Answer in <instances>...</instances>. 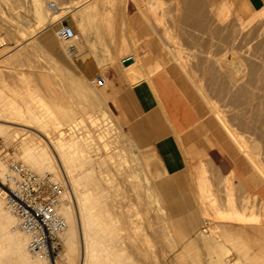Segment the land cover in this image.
<instances>
[{
  "label": "rangeland",
  "instance_id": "374dc122",
  "mask_svg": "<svg viewBox=\"0 0 264 264\" xmlns=\"http://www.w3.org/2000/svg\"><path fill=\"white\" fill-rule=\"evenodd\" d=\"M31 1L33 0H0V123L21 122L18 117H22L21 114L27 116L25 113L28 114L30 110L37 112V115L35 114L37 120H40L41 115L45 113L42 116L44 122L42 119L39 121L43 123L39 124V128L43 131L48 128V131L52 132L53 140L57 142L60 137L57 131L55 132V124L66 127L75 113L80 119L82 118V125L89 129L93 126L92 121L99 119L96 120L99 123H94L93 127H104L100 141L102 147L99 150V159L103 160L101 159V163L97 162L98 160L93 162L94 173L100 177L106 174L107 180L110 179V182H107L109 191L105 190V194L110 196L109 199L119 200L123 195L125 200L127 199V202L123 197L120 199L123 201L122 208L118 207V209L115 206L116 213L132 214L135 210L131 219L133 225H136L137 234L144 231L142 233L144 236L141 238L143 237L145 243L142 239L140 243L143 247L147 246L145 249L149 253L148 256H139L131 252L129 243L124 241V247L130 248L127 250L125 247L124 251L127 252L124 255L129 263L131 261V264H235V262L264 264V234L253 230V227L262 224L264 218V179L248 159L244 157L238 159L236 155L233 157L232 153L240 152V149L208 108L209 102L215 104L216 101L217 105L220 104L219 108L226 110L223 111L226 118L230 119L244 106L245 101L242 100L238 105L236 104L237 106L234 105L238 107L237 109L232 108L234 91L230 90V93L225 90L228 89L226 83L228 77L226 78L227 75L224 73L228 70L226 68L229 63L237 62L236 54H231L235 51L241 54L243 50L249 48V50L253 49V52L260 53L259 49L262 47L261 53L264 54V38L257 35L261 30L260 27H264V18H257L244 30L241 28L242 24H247L257 15L256 13L264 6V0H136L137 2L135 0H43V8L46 10H43L42 14L33 11V6H30ZM48 2H55L60 8L55 17L56 13L48 8ZM144 9L146 15L142 12ZM59 20L68 22L79 35L78 40L76 39L72 45L84 47L74 58L71 50L69 52L65 50L68 44L59 40L56 35ZM137 30L141 31V34L135 35ZM47 34L49 38L45 40L44 36ZM169 43L172 44L171 46L175 44L176 50L181 52L179 54L187 69L189 68L188 71L193 73V79L185 74L186 72L171 54L168 49ZM82 54L89 56V62L95 66L94 73H86L81 67L79 60ZM130 55L134 56L135 60L125 67L122 60ZM226 61L230 62L227 64ZM221 62L222 70H220ZM165 69L172 71L187 97L189 106L195 107L200 113L198 123L196 122L191 130L173 139L170 154L166 157L169 161L164 160L163 155L152 142L139 137L126 112L125 100L120 97L123 93L117 92L121 86H133L138 83L130 80L128 74L130 71L136 75L130 73L133 81H141L150 79L153 74ZM97 75L105 78L106 83L103 86L96 85ZM194 80L197 84H201L198 85L199 88L203 87L201 90H204L203 93L198 92L200 89L198 85L195 86ZM221 85H223V93L218 96L217 92ZM205 97H209L207 98L209 102ZM229 97L232 98L231 101ZM10 115L13 120H10ZM57 119L61 124L57 123ZM229 121L232 123L231 119ZM45 122L50 127H47ZM17 125L10 129L12 131L18 129ZM20 126L24 127L18 125ZM31 126L34 127L35 124ZM117 127L119 134L116 132ZM108 128L114 129V132L110 130L112 135H118L115 143L111 142L113 137L110 138L111 133ZM105 131L108 132V136ZM242 135L247 138L246 133L243 132ZM23 138H26L23 141L28 144L43 145L44 143L41 138L31 135H24ZM3 139L4 137L0 136V159L3 160L5 167L10 160L26 164L22 158L24 151L22 139L10 138L9 141ZM206 141L219 148L235 171L230 172L225 161L223 162L222 155L219 156L215 147L210 145L206 147ZM106 143L107 146H104ZM65 148L66 151L69 150L66 146ZM259 156L263 161L264 155L259 154ZM220 159L223 160L219 161ZM78 160L79 156L76 154L74 159L67 161L66 164L71 163L65 164V168L70 167L67 170L63 169L62 174L65 175L66 188L71 192L76 214L80 217L71 183V178L81 176ZM262 163L264 164V161ZM26 166L29 167L28 164ZM33 170L37 171V169ZM236 178L238 180H235ZM131 180L134 182L131 183ZM137 182L140 186L136 184ZM145 189L150 190L149 193ZM120 193L122 195L119 196ZM128 202L130 204H127ZM124 204L128 206L124 207ZM127 208L131 211L129 212ZM229 225L234 227V230ZM59 243L57 253L60 257L66 253V248L60 240Z\"/></svg>",
  "mask_w": 264,
  "mask_h": 264
},
{
  "label": "bare ground",
  "instance_id": "6f19581e",
  "mask_svg": "<svg viewBox=\"0 0 264 264\" xmlns=\"http://www.w3.org/2000/svg\"><path fill=\"white\" fill-rule=\"evenodd\" d=\"M43 0H33L31 1V7L34 8L33 11L38 14H42L43 10H46L43 8ZM96 1V0H95ZM94 1V2H95ZM190 1V0H189ZM30 2V1H29ZM135 2H137L135 0ZM98 3V2H97ZM96 3V4H97ZM188 3V2H186ZM138 4V3H137ZM141 4V3H139ZM142 5V4H141ZM145 6V5H144ZM139 7V5H138ZM141 8V7H140ZM143 8V7H142ZM141 8V9H142ZM58 8L55 11L54 17L57 15V12H59ZM97 9V8H96ZM140 9V10H141ZM225 9V8H224ZM89 10V9H88ZM222 10V9H221ZM61 11V10H60ZM146 10H142L144 14L146 15ZM45 12V11H44ZM48 12V11H47ZM141 12V11H140ZM150 14V13H149ZM253 18L247 24H242V29L244 30L248 25H250L252 22H254L257 18H264V6L260 8V10L256 13ZM228 15V14H227ZM41 16V15H40ZM74 16H76L74 14ZM47 17V15H46ZM147 18L149 16H146ZM145 17V18H146ZM45 18V17H44ZM48 18V17H47ZM53 18V14H52ZM109 18V17H108ZM219 18V17H218ZM78 19V17H77ZM119 19V18H118ZM153 19V18H152ZM222 19V18H221ZM226 19V18H225ZM242 19V18H241ZM43 20V19H42ZM120 20V19H119ZM261 20V19H260ZM151 21V19H150ZM184 21V20H183ZM44 22V20H43ZM152 22V21H151ZM186 22V21H185ZM263 22V21H262ZM38 23V22H37ZM155 23V22H154ZM43 24V23H42ZM209 25V24H208ZM264 25V23H263ZM111 26V25H110ZM114 27V26H113ZM158 27V26H157ZM238 27V26H237ZM263 27V26H262ZM261 28L259 34H257L259 37L264 38V27ZM156 28V27H155ZM259 28V26H258ZM109 29V28H108ZM122 29V28H121ZM218 30V29H217ZM247 30V29H246ZM259 30V29H257ZM110 31V30H109ZM192 31V29H191ZM220 31V30H219ZM158 32V31H157ZM161 32V31H159ZM169 32V31H168ZM186 32V31H185ZM223 32V31H222ZM236 32V31H235ZM244 32V31H243ZM249 32V31H248ZM254 32V31H253ZM163 33V32H161ZM160 33V36L162 35ZM171 33V32H170ZM213 33V32H212ZM240 34V32H238ZM257 33V31H256ZM253 34V33H252ZM251 34V35H252ZM165 35V34H163ZM255 35V32H254ZM252 35V36H254ZM122 36V35H121ZM194 36V35H193ZM239 36V35H238ZM243 37V35H241ZM178 37V36H177ZM241 37V38H242ZM49 34L44 36L45 40H48ZM78 36H76L74 39H77ZM184 38V37H183ZM182 38V39H183ZM222 38V37H221ZM251 38V37H250ZM165 39V38H164ZM173 39V38H172ZM180 39V38H179ZM193 39V38H191ZM252 39V38H251ZM3 40V39H2ZM166 40V39H165ZM170 40V39H169ZM178 40V39H177ZM184 40V39H183ZM213 40V39H212ZM263 40V39H262ZM187 41V40H186ZM202 41V39L200 40ZM252 41V40H251ZM167 44L168 41L166 40ZM181 42V41H180ZM172 43V42H171ZM188 43V42H187ZM194 43V42H193ZM221 43V42H220ZM234 43V42H233ZM241 43V42H240ZM259 43V42H258ZM170 44V43H169ZM201 44V43H200ZM172 44L168 45V49L170 50L171 54L175 57L177 60L178 64L182 67L185 74L189 75L192 78V74L190 73L189 68L187 69V66L185 62L183 61L181 55L175 48L174 46H171ZM229 46V45H228ZM40 47V46H39ZM186 47V46H185ZM198 47V46H196ZM213 47V45H212ZM252 47V46H251ZM183 48V47H182ZM193 48V47H192ZM202 48V47H201ZM225 48V47H224ZM242 48V47H241ZM187 49V48H186ZM168 50V51H169ZM196 50V49H195ZM253 49L249 50L245 49L241 54H238L233 52L231 54H236V57L238 58L237 62L235 63H229L230 61H226L228 68H226V78L228 77V92H233V99L231 97L230 101L231 104L233 105L232 108L238 105V102L244 100V106L239 109L237 112H235L234 115L229 114L231 117V122L229 123L230 119L226 118V115L224 114L221 108H219L216 104L209 102V97H205L207 101L209 102L208 108L210 109L211 113H213L217 119L219 120L220 124L224 126V128L227 130L228 134L230 135V139L234 141V143L238 146L240 149V152H235L232 153L233 157L234 155L238 156V159L240 157H244V159H248V161L253 165V167L256 169V171L259 172L260 176L264 179V164L262 163L261 159L259 158V154L264 155V54L261 53L262 47L260 53L258 52H253ZM224 51V50H223ZM256 51V50H255ZM207 52V51H206ZM225 54V53H224ZM229 54V52H228ZM206 55V54H205ZM227 56V54H225ZM222 56V55H221ZM203 57V56H202ZM212 57V56H211ZM235 57V56H234ZM235 57V58H236ZM187 58H189L187 56ZM186 58V62L187 59ZM226 58V57H225ZM185 59V57H184ZM203 59V58H202ZM209 60V59H208ZM234 60V59H233ZM195 61V60H194ZM225 61H223L224 63ZM217 63V61H216ZM160 65V63H159ZM222 62L220 63V70L221 69ZM165 67V66H164ZM209 67V66H208ZM194 68V67H193ZM192 69V67H191ZM193 70V69H192ZM196 73V71H195ZM143 74V73H142ZM219 75V74H218ZM222 75V74H221ZM219 75V76H221ZM207 76V75H206ZM212 76V75H211ZM188 77V76H187ZM224 77V75H223ZM207 78V77H205ZM193 79V78H192ZM201 79V78H200ZM217 80V79H216ZM192 81V80H191ZM195 81V80H194ZM197 81V79H196ZM194 82L197 86L200 83ZM198 82V81H197ZM194 85V84H193ZM201 85V84H200ZM198 85V88L200 87ZM205 85V84H204ZM203 85V86H204ZM212 86V85H211ZM205 87V86H204ZM196 88V87H195ZM203 87L199 88L200 91L202 92ZM214 88V87H213ZM214 90V89H213ZM207 91V90H206ZM224 91V92H227ZM230 92V93H231ZM206 93V92H204ZM218 96H221L223 93V85L218 90ZM228 94V93H225ZM233 94V93H232ZM32 96V95H31ZM37 96V95H36ZM207 96V94H206ZM227 96V95H226ZM212 97V96H211ZM222 98V97H221ZM28 99V98H27ZM42 98H40L41 100ZM216 99V98H215ZM213 98V100H215ZM218 100V98H217ZM212 101V100H211ZM29 102V101H28ZM206 102V100H205ZM214 102V101H213ZM225 102V99H224ZM230 103V102H229ZM242 103V102H241ZM208 104V103H206ZM227 104V103H226ZM237 104V105H236ZM45 105V104H44ZM235 105V106H234ZM224 106V105H223ZM228 106V105H227ZM226 106V107H227ZM231 107H229L231 109ZM29 108V107H28ZM236 108V107H235ZM238 108V107H237ZM236 108V109H237ZM34 109V108H32ZM227 109V108H226ZM229 109V110H230ZM232 110V109H231ZM234 110V109H233ZM1 111V110H0ZM29 111V110H28ZM235 111V110H234ZM233 111V112H234ZM16 112V111H15ZM21 113V111H19ZM36 112V111H35ZM33 110L29 111L28 114L25 113L27 116L22 115V117H18V120L20 119L21 122L15 123L14 121H3L4 123H0V136L4 137V139L8 140L10 138H13L14 140H17L18 138L22 139L21 141H25L26 138H23L24 135H31L35 138H41L44 140L43 145H36V144H28L26 142H21L23 144L24 151L23 152V160L30 169H37V171H40V173H46L49 172L54 175L56 180L59 182L64 183V176L62 174L63 169L67 170L68 168H65V164L67 161L74 159V156L76 154L79 156V165L81 168V176L78 178H71V183H72V188L74 189V193L76 196V200L78 203V210H79V215L80 217L77 216L75 207L73 205V200L71 198V195L66 188L64 198H63V203L60 208V212L62 215L65 217L67 221V228L59 234V240L61 243L66 248V253L64 255H61L58 257L56 260L48 257V256H42V255H36L33 256L31 255L28 250H27V237L19 230H16L14 228L15 225V217L7 210L5 201L3 198V195L1 193V183H0V264H131V261H127V257L124 255L125 247L123 245L124 241H127L130 245V248L132 249L131 252H134L135 254L139 256H148L147 254V246L143 247L142 244L140 243L142 233L137 234L135 226L133 225V220L131 219L133 217V211L132 216L130 214H118L115 212L114 209H117L118 207L122 206L123 201H120V199L124 196H122L119 200L115 199H109L107 194H105V190H108V183L110 182V179L107 180L105 176L106 174L103 175L102 177L96 175L94 173V168H93V162L98 160L97 162L101 163L103 160L102 158L99 159L100 157V147H102V144L100 143L102 135L104 133V127L100 126L103 128H100L99 126L93 127L94 123H97L96 120H99L98 118L93 123V128L90 127H84L82 125V118L80 119V116L73 119L71 122H69L66 127H60L55 124V121L53 124L56 125L55 132L57 131L59 135V140L56 142L53 140V137L51 136L52 132L48 131L45 129L44 131L39 128V124L44 122L43 120H37L35 114L37 115V112L35 113ZM5 113V112H4ZM12 113V112H11ZM10 113V114H11ZM14 113V112H13ZM96 113V112H95ZM227 113V112H226ZM232 113V111H231ZM19 114V113H18ZM94 114V113H93ZM233 114V113H232ZM2 115V114H1ZM5 115V114H4ZM40 115V114H39ZM7 116H8V111H7ZM14 116V115H13ZM16 116V115H15ZM14 116V117H15ZM106 116V115H105ZM5 117V116H3ZM53 117V116H52ZM82 117V116H81ZM10 120H13L14 118L11 117L10 115ZM13 118V119H12ZM90 118V117H89ZM92 118V116H91ZM113 118V117H112ZM111 118V119H112ZM205 118V117H204ZM1 119V118H0ZM55 119V118H54ZM110 119V120H111ZM216 119V120H217ZM227 119H229L227 121ZM236 119V121H234ZM116 120V119H115ZM111 120V121H115ZM202 120V119H201ZM200 120V121H201ZM17 121V120H16ZM42 121V122H39ZM47 121H49L47 119ZM57 123H60L59 120L57 119ZM90 121V120H89ZM106 121V120H105ZM199 121V122H200ZM2 122V121H1ZM24 122V123H22ZM52 122V121H51ZM50 122V123H51ZM46 123V122H45ZM99 123V122H98ZM97 123V124H98ZM113 123V122H112ZM198 123V122H197ZM15 124L22 125L24 127H17L18 129H14L13 131L10 129L11 127H15ZM35 124L34 127L31 125ZM43 124V123H42ZM47 124V123H46ZM52 124V126H53ZM61 124V123H60ZM84 124V123H83ZM91 124V123H90ZM204 124V123H203ZM50 125V124H49ZM85 125V124H84ZM92 125V124H91ZM96 125V124H95ZM114 125V123H113ZM118 125V124H116ZM65 126V125H64ZM13 127V128H14ZM43 127H45L43 125ZM47 127L48 126L47 124ZM55 127V126H54ZM53 127V128H54ZM99 127V128H98ZM111 127V126H110ZM113 127V126H112ZM120 127V126H118ZM117 127V128H118ZM173 127V126H172ZM52 128V127H51ZM50 128V129H51ZM223 128V127H222ZM116 129V128H115ZM109 130V128H108ZM110 130H114L113 128ZM109 130V133L111 131ZM25 131V132H24ZM119 131L116 129V132ZM174 132L176 130H173ZM106 132V131H105ZM114 132V131H113ZM247 134V138H245L242 133ZM106 132L105 134H107ZM118 133V132H117ZM122 133V132H121ZM104 134V135H105ZM111 135L109 134L111 139V142L115 143V139L118 137V135ZM119 134V133H118ZM227 134V135H228ZM53 135V134H52ZM55 135V134H54ZM106 136V135H105ZM108 136V134H107ZM122 136V135H121ZM180 136V135H178ZM193 136V134H192ZM197 136V134H196ZM120 137V136H119ZM177 137V136H176ZM194 137V136H193ZM55 138V137H54ZM125 138V137H124ZM190 138V137H189ZM196 138V137H195ZM194 138V139H195ZM3 139V141H4ZM100 139V140H99ZM104 139V138H103ZM128 139V138H127ZM179 139V138H178ZM177 139V140H178ZM193 139V138H192ZM190 139V140H192ZM204 139V137H203ZM207 139V137H206ZM40 140V139H39ZM56 140V138H55ZM118 140V139H117ZM199 140V139H198ZM202 140V139H201ZM209 140V139H208ZM6 141V142H8ZM28 141V139H27ZM200 141V140H199ZM205 141V140H204ZM203 141V143H204ZM29 142V141H28ZM40 142V141H39ZM103 142V141H102ZM131 142V141H130ZM104 143V142H103ZM108 143V142H107ZM107 143L104 146H107ZM121 143V142H120ZM182 143V142H181ZM193 143V142H192ZM6 144V143H5ZM40 144V143H39ZM101 144V145H100ZM195 145V143H193ZM205 144V143H204ZM109 145V143H108ZM182 145V144H181ZM200 145V144H198ZM213 146L215 149H217V152L222 155L223 159H220L219 161L223 160L225 161L226 166L228 169L231 171H235L234 168L231 166V164L228 162V160L224 157V155L220 152L219 148L214 145L213 143H207L206 141V147L207 146ZM235 145V146H236ZM3 146V145H2ZM12 146V145H11ZM65 146L69 149L66 151ZM103 146V148H105ZM196 146V145H195ZM21 147V146H20ZM118 147V146H117ZM22 148V147H21ZM119 148V147H118ZM196 148V147H195ZM109 149V148H108ZM193 149V146H192ZM22 150V149H21ZM187 150V149H186ZM191 149H189L190 151ZM204 150V149H203ZM213 150V149H212ZM119 151V150H118ZM125 151V150H124ZM196 151V149H195ZM197 152V151H196ZM18 153V152H17ZM189 153V152H188ZM214 153V152H213ZM122 154V152H121ZM199 154V153H198ZM21 155V154H20ZM114 155V154H113ZM188 155V154H187ZM193 155V154H192ZM196 155V154H195ZM108 156V155H107ZM110 156V155H109ZM112 156V155H111ZM218 156V154H217ZM216 156V157H217ZM20 157V156H19ZM121 157V156H120ZM221 157V158H222ZM246 157V158H245ZM78 158V157H77ZM5 159V158H4ZM102 159V160H101ZM105 159V158H104ZM115 160V158H114ZM119 160V159H118ZM197 160V159H196ZM208 160V159H207ZM3 160L0 159V178H3L4 175L6 174L7 171V166L5 167ZM74 161V160H73ZM110 161V160H107ZM186 161V160H185ZM198 161V160H197ZM204 161V159H203ZM104 162V161H103ZM115 164V161H113ZM112 162V163H113ZM118 162V161H117ZM120 162V161H119ZM187 162V161H186ZM69 163V162H68ZM67 163V164H68ZM71 163V162H70ZM69 163V164H70ZM111 163V164H112ZM220 163V162H218ZM25 164V165H26ZM66 164V165H67ZM78 164V163H77ZM250 164V165H251ZM62 165V166H61ZM113 165V164H112ZM117 165V164H116ZM73 166V165H72ZM101 166H103L101 164ZM123 166V165H122ZM201 166V165H200ZM218 166V165H217ZM224 166V165H223ZM75 167V164H74ZM77 167V166H76ZM100 167V166H99ZM113 167V166H112ZM145 167V166H144ZM206 167V165H205ZM226 167V168H227ZM126 168V167H125ZM124 168V169H125ZM146 168V167H145ZM72 169V167H71ZM76 169V168H75ZM73 169V170H75ZM101 169V167H100ZM104 169V167H103ZM115 169V168H114ZM121 169V168H120ZM189 169V168H188ZM196 169V168H195ZM200 169V168H199ZM206 169V168H205ZM204 169V170H205ZM96 170V169H95ZM102 170V169H101ZM100 170V171H101ZM109 170V169H108ZM107 170V171H108ZM119 171V169H116ZM201 170V169H200ZM69 171V170H68ZM67 171V173H68ZM202 171V170H201ZM66 172V171H65ZM64 172V173H65ZM99 172V171H98ZM123 172V170L121 171ZM132 172V171H131ZM198 172V170H197ZM196 172V173H197ZM204 172V171H203ZM118 173V172H117ZM79 175V173H77ZM108 174V173H107ZM127 174V172H126ZM129 174V173H128ZM131 174V173H130ZM119 175V174H117ZM125 175V174H124ZM195 175V174H194ZM198 175V173H197ZM74 176V175H73ZM131 176V175H130ZM200 176V175H199ZM198 176V177H199ZM69 177V176H68ZM118 177V176H117ZM123 176L121 175V178ZM127 177V176H126ZM133 177V176H132ZM206 177V176H204ZM237 177V175H235ZM109 178V177H108ZM129 178V177H128ZM120 179V178H119ZM123 179V178H122ZM130 179H132L130 177ZM129 179V180H130ZM140 179V178H139ZM138 179V180H139ZM200 179V178H199ZM198 179V180H199ZM112 180V179H111ZM114 180V179H113ZM117 180V179H116ZM133 180V179H132ZM130 181L131 183L134 181ZM183 180V179H182ZM201 180V179H200ZM235 180H238L236 178ZM115 181V180H114ZM128 181V180H127ZM140 181V180H139ZM138 181V182H139ZM148 181V180H147ZM250 180H248L249 182ZM117 182V181H116ZM124 182V181H123ZM130 182H124L129 184ZM136 183L137 185L140 183ZM183 182V181H182ZM264 182V181H263ZM149 183V182H148ZM111 184V183H109ZM126 184V185H127ZM193 184V183H191ZM240 184V183H239ZM125 185V184H124ZM134 185V184H133ZM132 185V186H133ZM142 185V183H141ZM249 185L251 186L250 182ZM66 186V184H65ZM118 186V185H117ZM130 186V185H129ZM130 186V187H132ZM140 186V184H139ZM195 186V185H194ZM193 186V187H194ZM243 186V185H242ZM114 187V186H113ZM137 187V186H136ZM159 187V186H158ZM243 188V187H242ZM117 189V187H116ZM132 189V188H131ZM135 189V188H134ZM133 189V191H134ZM138 189V187H137ZM143 189V188H142ZM147 189V188H146ZM145 189V190H146ZM139 190H141L139 188ZM153 190V189H152ZM159 190V188H158ZM228 190V189H227ZM245 190V189H244ZM73 191V190H72ZM109 191V190H108ZM107 191V192H108ZM142 191V190H141ZM148 191V190H146ZM150 191V190H149ZM148 191V193H149ZM112 192V191H110ZM189 192V191H188ZM228 192V191H227ZM192 193V192H191ZM147 194V193H146ZM118 195V194H117ZM116 195V196H117ZM122 195L121 193L119 196ZM149 195V194H148ZM117 196V197H119ZM128 196V195H127ZM143 196V195H142ZM252 196V195H250ZM259 196V195H257ZM146 197V196H145ZM253 197V196H252ZM250 197L252 200L254 198ZM113 198V197H112ZM124 198V197H123ZM258 198V197H257ZM132 199V198H131ZM130 199V201H131ZM134 199V198H133ZM142 199V197H141ZM157 199V198H156ZM259 199V198H258ZM261 199V198H260ZM125 200V198H124ZM127 200V199H126ZM125 200V202H127ZM138 200V198H137ZM164 200V199H163ZM262 200V199H261ZM129 201V200H128ZM146 201V200H145ZM213 201V200H212ZM228 201V200H227ZM133 202V201H132ZM140 202V201H139ZM162 202V201H161ZM176 202V201H175ZM210 202V201H209ZM252 202V201H251ZM250 202V203H251ZM258 202V200H257ZM150 202H148L149 204ZM248 203V202H247ZM256 203V202H255ZM261 203V201L259 202ZM127 204H130L128 202ZM201 204V203H200ZM257 204V203H256ZM125 205V204H124ZM158 205V204H157ZM247 205V204H245ZM250 205V204H249ZM253 205V204H252ZM251 205V206H252ZM115 206L117 208H115ZM128 205H125L126 207ZM140 206V205H139ZM243 206V205H241ZM249 206V207H251ZM254 206V205H253ZM264 206V205H263ZM134 207V206H133ZM260 207V206H259ZM258 207V208H259ZM122 208V207H121ZM253 208V207H252ZM248 208V209H252ZM261 208V207H260ZM263 208V207H262ZM119 209V208H118ZM132 209V208H131ZM245 209V207H244ZM122 210V209H121ZM128 210V208H127ZM145 210V209H144ZM124 211V210H123ZM129 211V210H128ZM131 211V210H130ZM129 211V212H130ZM244 212V210H241ZM259 210H257L258 212ZM262 211V210H261ZM260 211V212H261ZM223 212V211H222ZM264 212V210H263ZM224 213V212H223ZM249 213V212H248ZM256 213V212H255ZM262 214V213H261ZM260 214V215H261ZM249 214H246V216ZM257 215V214H256ZM262 216V215H261ZM264 216V215H263ZM236 219V218H235ZM158 220V219H157ZM156 220V221H157ZM80 221V222H79ZM262 221V220H261ZM240 226V225H239ZM230 227V225H229ZM250 227V226H249ZM248 229H251L249 228ZM137 228V227H136ZM231 229L234 230V227H230ZM238 229V228H237ZM223 230V229H222ZM252 230V229H251ZM254 231H260L262 234H264V218L262 221V224L259 225L258 227H253ZM123 231H125L123 233ZM226 231V230H225ZM164 232V231H163ZM218 232V231H217ZM232 232V231H231ZM246 232V231H245ZM159 233V231H158ZM161 233V231H160ZM233 233V232H232ZM251 233V231H250ZM256 233V234H257ZM162 234V233H161ZM218 234V233H217ZM226 234V233H225ZM212 235V234H211ZM219 235V234H218ZM237 235V234H236ZM259 235V234H258ZM148 236V235H147ZM146 236V237H147ZM144 237V238H146ZM222 237V236H221ZM129 241H128V240ZM144 239H142L143 241ZM83 241V242H82ZM169 241V240H168ZM226 241V240H225ZM125 242V245L126 243ZM144 242V241H143ZM152 242V241H151ZM221 242V241H220ZM145 243V242H144ZM143 243V244H144ZM150 243V240H149ZM128 245V244H127ZM148 245V244H147ZM229 245V244H228ZM154 246V245H153ZM225 246V245H224ZM161 247V246H160ZM171 247V246H170ZM175 247V246H174ZM129 248V249H130ZM149 248V247H148ZM127 249V247H126ZM127 249V250H129ZM223 249V248H221ZM161 250V249H160ZM149 251V250H148ZM152 251V250H151ZM224 252V251H223ZM153 253V252H152ZM132 254V253H131ZM233 254V253H232ZM153 255V254H152ZM252 255V254H251ZM131 256V255H130ZM133 256V255H132ZM152 257V256H151ZM243 258V257H242ZM142 259V258H141ZM153 260V259H152ZM244 260V259H243ZM148 261V260H147ZM146 261V262H147ZM245 261V260H244ZM248 261V260H246ZM140 262V261H139ZM245 263V262H244ZM148 264V263H146ZM154 264V263H153ZM236 264V262H235ZM251 264V263H250Z\"/></svg>",
  "mask_w": 264,
  "mask_h": 264
},
{
  "label": "built area",
  "instance_id": "2783aa9c",
  "mask_svg": "<svg viewBox=\"0 0 264 264\" xmlns=\"http://www.w3.org/2000/svg\"><path fill=\"white\" fill-rule=\"evenodd\" d=\"M47 5L52 11L59 8L55 2ZM56 35L68 44L77 32L68 22L59 20ZM74 49L69 44V50ZM95 82L97 86H103L106 80L98 75ZM0 183L6 208L15 217L14 228L27 237L28 252L56 260L59 257V234L67 228V221L60 212L65 184L56 180L54 175L39 173L17 160L8 162Z\"/></svg>",
  "mask_w": 264,
  "mask_h": 264
},
{
  "label": "crops",
  "instance_id": "0c3cea01",
  "mask_svg": "<svg viewBox=\"0 0 264 264\" xmlns=\"http://www.w3.org/2000/svg\"><path fill=\"white\" fill-rule=\"evenodd\" d=\"M139 34L141 31L137 30L135 35ZM77 36L79 38L78 34ZM75 40H71L65 46L66 52H69V44L74 43ZM74 47L75 49L71 50L73 58L84 48L79 45ZM130 57L135 60L132 55L124 57L123 60ZM79 63L86 73L95 72V66L89 62L88 55L82 54ZM130 73L133 72H128L130 80L138 83L133 86H121L117 92L123 93L120 97L125 100L126 112L130 116L133 129L138 132L141 139L152 142L165 160L170 154L173 139L191 130L199 120L200 113L195 107L189 106L187 97L171 70H161L153 74L150 79L141 81L138 77L136 79L138 81H133ZM77 117L75 113L71 121Z\"/></svg>",
  "mask_w": 264,
  "mask_h": 264
},
{
  "label": "water",
  "instance_id": "95a60500",
  "mask_svg": "<svg viewBox=\"0 0 264 264\" xmlns=\"http://www.w3.org/2000/svg\"><path fill=\"white\" fill-rule=\"evenodd\" d=\"M133 62H134V60L131 57L122 61L124 66H128V65L132 64Z\"/></svg>",
  "mask_w": 264,
  "mask_h": 264
}]
</instances>
